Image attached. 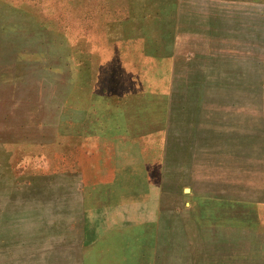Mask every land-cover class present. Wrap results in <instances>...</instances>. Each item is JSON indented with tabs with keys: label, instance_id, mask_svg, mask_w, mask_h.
Listing matches in <instances>:
<instances>
[{
	"label": "rangeland",
	"instance_id": "374dc122",
	"mask_svg": "<svg viewBox=\"0 0 264 264\" xmlns=\"http://www.w3.org/2000/svg\"><path fill=\"white\" fill-rule=\"evenodd\" d=\"M0 264H264V0H0Z\"/></svg>",
	"mask_w": 264,
	"mask_h": 264
},
{
	"label": "crops",
	"instance_id": "0c3cea01",
	"mask_svg": "<svg viewBox=\"0 0 264 264\" xmlns=\"http://www.w3.org/2000/svg\"><path fill=\"white\" fill-rule=\"evenodd\" d=\"M106 137H108L110 140L111 139H121L125 143L135 144L137 148L144 147L143 145H140L141 143L139 141L128 140L127 137L121 134H116V135H111V136H106ZM132 137L133 136H130L129 138H132ZM108 160H109L108 161L109 162L108 164L109 178L106 180L108 182L106 184H101V185L102 187H105L109 189L110 191V194H109L110 198H109L108 203L112 211L116 203L115 201H112L113 200L112 197L114 198V196L118 194H121V193L124 195L138 194L142 196V195H146L147 193L149 194L151 193V185L147 181H152L151 179L149 180V176L152 177V175H149L150 173L148 174V172L143 171L140 168V165L138 163L121 164V163H117L112 158H109ZM126 173H129L131 177L129 182H126L123 179V176ZM92 181H97V180L94 179ZM99 181H102V180H99ZM159 192H160V187H159ZM151 217H148V218H151Z\"/></svg>",
	"mask_w": 264,
	"mask_h": 264
},
{
	"label": "trees",
	"instance_id": "16d2710c",
	"mask_svg": "<svg viewBox=\"0 0 264 264\" xmlns=\"http://www.w3.org/2000/svg\"><path fill=\"white\" fill-rule=\"evenodd\" d=\"M148 182H153V181H148Z\"/></svg>",
	"mask_w": 264,
	"mask_h": 264
}]
</instances>
